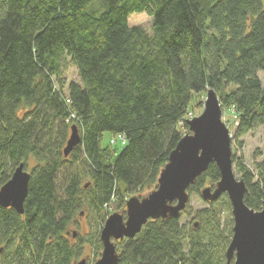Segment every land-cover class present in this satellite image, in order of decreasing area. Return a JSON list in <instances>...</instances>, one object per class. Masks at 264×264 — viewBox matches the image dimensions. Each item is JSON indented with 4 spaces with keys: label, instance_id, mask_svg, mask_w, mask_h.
<instances>
[{
    "label": "trees",
    "instance_id": "obj_1",
    "mask_svg": "<svg viewBox=\"0 0 264 264\" xmlns=\"http://www.w3.org/2000/svg\"><path fill=\"white\" fill-rule=\"evenodd\" d=\"M137 12L152 17L150 32L129 25ZM68 60L78 80H66ZM207 88L238 120V145L264 129V0H0V186L20 163L30 172L23 213L0 205V264H77L85 247L98 252L112 204L155 188ZM72 124L81 142L65 157ZM104 132L126 143L103 146ZM232 162L244 203L262 209L264 156ZM219 178L210 163L190 196ZM203 204L117 241L119 264H227L230 201Z\"/></svg>",
    "mask_w": 264,
    "mask_h": 264
},
{
    "label": "water",
    "instance_id": "obj_2",
    "mask_svg": "<svg viewBox=\"0 0 264 264\" xmlns=\"http://www.w3.org/2000/svg\"><path fill=\"white\" fill-rule=\"evenodd\" d=\"M186 123L189 130L169 153L155 188L142 197H128L124 214L115 211L106 217L99 233L100 257L92 264H119L117 241L133 238L151 219L179 218L190 200L189 186L212 162L217 165L220 178L214 186L203 187L199 196L206 202L215 201L224 193L228 196L233 233L225 250L227 264H264V206L254 210L244 203L247 187L234 172L231 135L222 120V109L213 88L206 89L202 112ZM80 142L78 126L72 124L63 148L64 156ZM29 179L30 172L20 163L0 186V205L22 214ZM77 264H86V259L80 258Z\"/></svg>",
    "mask_w": 264,
    "mask_h": 264
},
{
    "label": "rangeland",
    "instance_id": "obj_3",
    "mask_svg": "<svg viewBox=\"0 0 264 264\" xmlns=\"http://www.w3.org/2000/svg\"><path fill=\"white\" fill-rule=\"evenodd\" d=\"M142 14H145L149 19L141 21L140 16ZM128 23L130 26H140V27L144 28L146 31L150 32L151 28H152V17L145 12L132 13V14H130V16L128 18ZM64 74L66 76L67 81L78 80V75H77L76 69L69 60H68V62H66ZM203 97H205V94L203 95ZM202 109H203V104H202L201 108H198V107L190 108L189 112L192 115L196 116L202 112ZM187 117L190 118V115H188ZM222 120L224 121V123L228 127L230 134L234 135L233 133L235 132V128L238 125V121L235 118V116L231 113V111H229L227 109H222ZM118 138L119 137L113 136L109 132H104L103 136H102V145L107 146L108 144H111L114 146L116 145L118 147L123 146V144H121L119 142ZM240 139L242 140V143H241V145H238L235 138L234 137L231 138V151L237 157L242 158V160L245 161V163H247L249 166H253V163L255 162L256 159H260L261 157L264 156V129L262 127H258V128L253 129V130H250L248 133L241 136ZM112 140H114L115 143H113ZM29 166H30V164H29ZM26 169H27V171H29L28 168H26ZM234 172H235L236 176L239 178V174L235 171V168H234ZM147 193H148L147 188H144V189H141V190L134 192L133 195H136L138 197H142V196L146 195ZM189 203L194 208H200V207L204 206L203 200L198 195L190 196ZM114 207H115V205L113 203L111 206V210H110L111 212L117 211V212H121L124 214V209L119 208V209L114 210ZM123 208H124V206H123ZM79 226L81 227V230L83 228V230H85L87 232V230H88L87 221H86L84 215H82L79 218ZM84 226H86V227H84ZM70 229L76 230L75 227L74 228L72 227ZM83 230H82V232H83ZM100 252H101V248L98 249V252H97V250L95 252V250L93 251L89 247H85L83 249L82 257H84L86 259V264H92L97 258L100 257ZM79 259L80 258H78V260Z\"/></svg>",
    "mask_w": 264,
    "mask_h": 264
},
{
    "label": "built area",
    "instance_id": "obj_4",
    "mask_svg": "<svg viewBox=\"0 0 264 264\" xmlns=\"http://www.w3.org/2000/svg\"><path fill=\"white\" fill-rule=\"evenodd\" d=\"M188 115H190V118L193 116L190 112L188 113ZM237 121H238V120H237ZM117 137H119L118 139H119V142H120L121 144L124 145V144L126 143V139H125L124 136H122V135H117ZM112 142L115 143L114 140H112Z\"/></svg>",
    "mask_w": 264,
    "mask_h": 264
},
{
    "label": "clouds",
    "instance_id": "obj_5",
    "mask_svg": "<svg viewBox=\"0 0 264 264\" xmlns=\"http://www.w3.org/2000/svg\"><path fill=\"white\" fill-rule=\"evenodd\" d=\"M147 19H149L145 14H142L141 16H140V20L141 21H144V20H147Z\"/></svg>",
    "mask_w": 264,
    "mask_h": 264
}]
</instances>
